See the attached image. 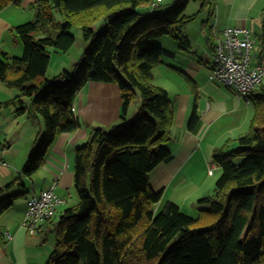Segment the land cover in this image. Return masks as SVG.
<instances>
[{
  "label": "trees",
  "instance_id": "1",
  "mask_svg": "<svg viewBox=\"0 0 264 264\" xmlns=\"http://www.w3.org/2000/svg\"><path fill=\"white\" fill-rule=\"evenodd\" d=\"M12 1L0 0V12ZM190 1L208 11L209 23L215 0H175L166 10L157 0H37L35 18L15 27L23 54L3 53L0 81L18 94L0 102V110L29 111L44 131L21 174L0 188V214L26 194L25 179L42 168L58 136L80 127L73 102L88 82L119 85L124 119L142 96L132 122L96 128L77 148L79 200L60 217L46 264H264V84L245 97L254 105L249 132L232 150L224 144L214 151L222 174L215 195L199 200L198 216L173 201L156 208L163 193L153 190L150 175L172 158L167 143L174 107L167 89L154 82V70L175 53L151 39L169 37L190 48L185 29L197 16L185 12ZM99 20L108 28L98 33ZM73 28L90 45L72 71L49 79L48 50L68 52L76 42ZM198 118L195 112L192 122Z\"/></svg>",
  "mask_w": 264,
  "mask_h": 264
},
{
  "label": "crops",
  "instance_id": "2",
  "mask_svg": "<svg viewBox=\"0 0 264 264\" xmlns=\"http://www.w3.org/2000/svg\"><path fill=\"white\" fill-rule=\"evenodd\" d=\"M36 1L13 0L0 12V57L5 52L12 56L23 54V46L15 27L35 18L32 5ZM215 3L214 16L209 23L204 22L209 13L203 11L195 18L201 17L197 30L196 27L191 29L190 25L195 19L187 24L185 32L191 43L190 48L184 50L177 42L178 47L173 46L172 50L174 56L165 57L163 63L154 70V82L167 89L174 107L171 138L167 143L172 158L158 164L150 175L153 190L163 193L156 207L173 201L182 209V203H186L182 199L186 200L194 193L184 192L186 189L183 186H186L189 179L187 176L178 179L179 176L206 172L214 163L213 153L217 148L228 144L227 151L232 150L238 145L237 139L250 130L254 116L252 102L222 82L209 78L212 46L223 36L227 27L244 26L251 31L256 44L254 57L258 61L264 50V40L261 38L264 0H215ZM76 43L77 39L72 48H75ZM81 55L82 52L73 54L70 57L71 62L75 64L81 59ZM52 64L53 56L47 72L48 77H52L51 73L57 76L62 69L69 67L63 66L64 68L58 70ZM17 94L15 89L6 88L0 81V102L12 99ZM137 103L130 105L124 119L118 84L91 81L82 88L73 102V112L80 121V127L58 136L42 168L32 178L25 179L29 184H25L24 191H31L16 198L0 214V264L48 262L57 237L55 242L47 244V241L55 235L60 217L71 206L70 200H74L77 148L88 142L96 128L109 129L130 120V114H137L142 104L141 94L137 96ZM195 112L199 118L193 123ZM43 130L41 118L31 115L29 111L19 115L14 108L0 110V188L21 174ZM52 186H55V195L66 202L57 207L55 216L43 223L38 233L31 235L24 225L27 200ZM211 191L212 189L202 188L195 195L200 200L210 196Z\"/></svg>",
  "mask_w": 264,
  "mask_h": 264
},
{
  "label": "built area",
  "instance_id": "3",
  "mask_svg": "<svg viewBox=\"0 0 264 264\" xmlns=\"http://www.w3.org/2000/svg\"><path fill=\"white\" fill-rule=\"evenodd\" d=\"M255 47L250 29L238 25L227 27L212 46L210 80L222 82L241 97L248 96L264 84V52L257 61ZM219 167L212 163L209 174L213 175ZM54 189L52 186L27 200L24 225L31 235L38 233L39 227L55 216L57 207L66 202L55 195Z\"/></svg>",
  "mask_w": 264,
  "mask_h": 264
},
{
  "label": "rangeland",
  "instance_id": "4",
  "mask_svg": "<svg viewBox=\"0 0 264 264\" xmlns=\"http://www.w3.org/2000/svg\"><path fill=\"white\" fill-rule=\"evenodd\" d=\"M157 1H159L161 3L162 9L166 10V9H169L172 6V4H173V2L175 0H162V1L157 0ZM199 10H200V2L199 1H190L189 4L187 5V8H186L185 12H186V14L188 16H190V15L198 14ZM55 13H56V11H55ZM56 17H59V16L57 15ZM200 18L201 17H198L193 22H191V24H190L191 25V29L196 27V30H197V28L199 27L198 24L201 23ZM58 20H60V17L58 18ZM94 26H95L94 28H95L96 32H98V33L99 32H104L108 28L104 24L103 20H99ZM70 31L75 34L76 39H77V43L75 45V48H72L71 52L69 54L67 52H56L55 50H53L51 48L50 49L48 48L49 49L48 51L50 52V55L53 56V64H52L53 67L57 66L59 68L58 70H61V68H64L63 66H69L66 69H62V72L64 70L72 71L74 69V65H73L74 63L71 62L70 57L73 54L77 53V52L78 53L82 52V54H84V52L87 50L86 48L90 45V41H86L83 38L81 29L73 28ZM254 31H256V30H254ZM151 41H152L151 44H154V46H158L159 45V46H162L164 48H168L170 50H174L173 46H177L178 47L177 41L172 39V38H169V37L153 38V39H151ZM217 41H218V39L215 42H217ZM54 53H57V54H54ZM212 54H213V49H212ZM65 62H66V64H63ZM51 76L52 77H49V79H54L56 77V75H53V73H51ZM138 95H140V93H138ZM137 104H138L137 100H135V102L132 105H137ZM135 114H136L135 112L131 113L130 114L131 119L130 120L128 119L125 124H129L130 122H132L134 120ZM38 129H39V127L36 128V131H38ZM241 160H242V158L238 159L239 162ZM208 173H209V170H206V172H201L199 175H180L179 178H178V179H180L182 176H185V177L187 176V179H189V180L186 182V184H185L186 186H183L186 189V190H184V192L185 193H187V192L194 193L193 196H190L189 198L187 197L188 199H186V200L182 199V202H186L185 205H184V203H182V211L184 213H186L187 215L191 216V217L196 218L198 216V214H199L198 209H197V207L199 205L198 204L199 200L197 199L195 194H199L201 189L203 188V190L212 189L210 196L215 195L216 183H217L218 178L222 174V169L219 167L215 171V173L213 175H210ZM27 183H28V181L25 182L26 185H27ZM21 191L22 190H20V188H16L14 190V192H18V193L21 192ZM29 191H31V190L28 189L26 191V194ZM73 193H74V200L73 199L70 200L71 206L77 204L78 200H79L78 193L76 192V190H73ZM165 205H166V202H164L162 207H156V208L161 209ZM55 237H57V232L55 233V235L53 234L50 237L49 241H47V244H49V243H51L53 241L55 242Z\"/></svg>",
  "mask_w": 264,
  "mask_h": 264
}]
</instances>
